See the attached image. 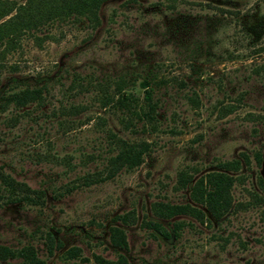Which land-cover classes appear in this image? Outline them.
<instances>
[{
  "label": "rangeland",
  "instance_id": "rangeland-1",
  "mask_svg": "<svg viewBox=\"0 0 264 264\" xmlns=\"http://www.w3.org/2000/svg\"><path fill=\"white\" fill-rule=\"evenodd\" d=\"M96 15L55 16L0 45V170L43 191L38 204L0 198V244H30L44 264H99L94 254L116 264H264V73L254 71L264 61V0H103ZM119 78L130 98L103 106L102 88ZM23 86L42 97L3 100ZM116 137L149 149L98 179ZM235 158L238 168L224 169L234 176L230 207L214 218L190 185ZM180 170L192 176L185 185ZM153 201L188 202L207 220L157 217ZM129 211L131 222L115 218ZM173 220L182 221L176 234ZM110 225L124 229L127 248L110 243ZM70 246L79 255L63 257Z\"/></svg>",
  "mask_w": 264,
  "mask_h": 264
},
{
  "label": "trees",
  "instance_id": "trees-1",
  "mask_svg": "<svg viewBox=\"0 0 264 264\" xmlns=\"http://www.w3.org/2000/svg\"><path fill=\"white\" fill-rule=\"evenodd\" d=\"M103 0H25L16 3L10 0H0V18L7 15L14 8V13L0 21V45L3 49L13 46L18 36L25 30L36 28L38 25L52 17H64L70 14L84 15L88 19L96 20L97 9ZM255 72L264 73V61L259 62ZM125 81L119 78L114 82L112 91L102 88L99 99L104 106L108 103H117L124 105L130 98L128 93L123 92ZM143 88V99L147 108L143 110V115L148 119L154 118L155 100L151 99V87L149 80L143 78L140 82ZM42 97L41 87L23 86L12 90L3 96L5 102H12L15 106H21L33 100H39ZM230 110L231 107H227ZM115 151L110 154L106 161L105 174L98 179L112 176L119 169H130L138 165L143 158V153L149 149V143L145 140L129 141L123 138H115ZM257 160H264L263 155L257 154ZM239 165L237 158L225 160L220 163L223 170H211L198 176L190 185L189 195L191 199L204 207V209L214 218L222 216L231 204V186L234 176L227 173L224 169L236 170ZM85 177V176H84ZM191 174L180 170L177 181L180 185H185L190 179ZM91 179V178H88ZM2 190V191H1ZM43 191L40 188H32L27 183L13 178L9 173L0 170V198L5 197L6 201H25L33 204L42 202ZM152 213L160 218H169L175 214H189L195 219L203 222L207 220L203 209L188 202L176 203L169 201H153L151 203ZM124 212L115 216L121 223H129L133 220L132 214ZM146 226L154 229L161 235L169 237L166 228L156 220H143ZM181 220L172 221V233H178L181 227ZM109 241L112 245L121 248H127V241L124 229L117 225H110ZM56 246L60 242L56 241ZM52 242L48 239L46 244L47 255L52 254ZM78 246H70L62 252L63 257H73L79 255ZM19 258L18 264H44L45 260L40 258L36 250L30 245L25 244L20 247H10L0 244V259ZM94 259L99 264H116L113 260H107L94 254Z\"/></svg>",
  "mask_w": 264,
  "mask_h": 264
}]
</instances>
